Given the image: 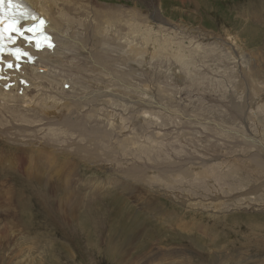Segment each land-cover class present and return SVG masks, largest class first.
<instances>
[{
	"label": "bare ground",
	"instance_id": "obj_1",
	"mask_svg": "<svg viewBox=\"0 0 264 264\" xmlns=\"http://www.w3.org/2000/svg\"><path fill=\"white\" fill-rule=\"evenodd\" d=\"M21 1L48 20L47 30L54 35L57 46L53 51L44 50L34 55L37 59L32 66L23 65L18 77L26 79L29 86L16 80L8 91L0 86V177L10 173L14 175L19 170L27 174L29 181L48 191L45 195L50 196L52 200L49 203L56 208L48 204L47 214L54 216L62 229L72 224L76 227L81 210L89 209L98 200V195L114 188L134 197L142 206L138 210L149 216L155 215L164 223L176 218L172 221H177L178 229L190 233H207V224L204 225L207 217L200 216L204 221L193 219L187 222L182 217L178 220L177 212H170L159 202H152L156 193L146 190V187L153 190L166 185L165 189L168 187L175 192L180 191V187L185 189L187 199L183 200L191 212L260 207L256 201L261 200L255 194L245 196L243 193L253 184L264 182V130L258 129L264 127V90L259 87L264 83L248 86L246 79L239 78L243 74L246 53L235 48L234 39L227 38L224 42V36L223 39L217 37L207 45L200 38L203 35L198 34L196 39L189 31L183 36L181 28L169 29L170 20L164 18L157 7L161 0H137L133 1L134 6L121 5L119 0L116 3L114 0ZM180 1L186 6L190 0H176ZM145 2L149 3L146 9L143 7ZM220 48L225 49L224 53H217ZM226 53L239 55L238 65L232 61L238 56L231 58L230 55L225 56ZM255 59L259 64V58ZM199 62H203L205 68L210 65L215 71L222 70L225 78L233 80L229 86L234 98L226 100L232 105L227 109L223 100L218 104L223 110L219 119L206 121L200 118L201 110L208 111L214 105L197 103L193 92L189 91V86L197 84L198 77L207 80L206 69L198 72L196 68H190L197 67ZM163 68H170L168 75ZM253 75L259 79V71L253 70ZM171 78L173 82H170ZM173 86H183L184 89L181 93L175 90L169 93ZM250 89L256 97L254 103ZM176 94L184 98L175 99ZM166 100L168 102L163 104ZM170 104L177 108L169 109ZM197 109L200 114H195ZM4 141L25 146L22 150L26 152L11 157L5 150ZM184 162L190 165L184 166ZM88 165H96L98 170L106 173V181L96 178L82 180L80 171ZM187 183L192 187L191 192L184 186ZM12 186L5 184L9 187L7 192ZM170 193L166 194L173 196ZM180 194H174L177 200L181 199L178 197ZM115 197L122 196L116 194ZM3 198V193H0V200L6 203L2 211L9 215H6L7 224L0 225V242L7 240L11 241L9 245L25 247L26 234L13 241L9 239L7 230L12 229H8L11 221H17L16 215L23 223L20 217L26 216L28 204L21 203L24 200L22 193L13 197L15 207ZM103 198V201H108ZM232 201L236 202L227 204ZM223 206H226L225 210H222ZM134 211L129 207L125 215L121 214L122 225L119 223L118 230L124 234L117 245L110 237L112 233H107L106 249L120 257L117 262L122 264V259L129 256L124 247L133 249L144 230L141 227L143 215H136ZM70 216L72 218L68 219ZM88 223L86 219L82 225ZM22 226L21 229L30 232L32 224L27 221ZM93 227L96 229V225ZM109 227L112 229L110 224ZM33 242L31 238L28 243ZM95 245L91 243V247ZM154 246L147 252H138L132 260H126L138 264L154 250ZM33 247L30 244L26 249ZM37 247L42 245L38 243ZM53 247L51 245L50 248ZM156 247L162 262L176 258L170 264H192V257H184L187 250L175 251L172 247L163 251L165 247ZM187 249L201 256L197 251ZM52 256L54 261L56 255Z\"/></svg>",
	"mask_w": 264,
	"mask_h": 264
},
{
	"label": "rangeland",
	"instance_id": "obj_2",
	"mask_svg": "<svg viewBox=\"0 0 264 264\" xmlns=\"http://www.w3.org/2000/svg\"><path fill=\"white\" fill-rule=\"evenodd\" d=\"M114 1L116 3V1L118 0ZM133 1L136 2L137 0H119V3L121 5L134 6ZM148 4V2H145V5L143 6L144 9L148 8ZM157 4L161 15L164 18L170 20L169 23H171V25L169 29L176 30L178 28H181L179 30H181L180 33H182L183 36H185V34L188 35L186 31H189V33H191L196 39L198 34L203 35L199 37L201 38V40L203 39L204 44L207 45H209L208 43L214 42V38L217 37L223 39L222 36H224V42L227 38H229L230 40L234 39L236 43L235 48L239 50V52L241 51L243 53H246V57L244 59L245 65L242 67L243 74L239 78H241L242 80L246 79L248 86L258 85L261 82L264 83V0H190L186 6H183L181 1L179 3L176 2V0H161V2L158 1ZM161 6H163L162 10ZM115 7H117V5ZM150 9H153L155 11L154 7H151ZM173 26L175 27V29ZM209 38L212 39L209 40L210 42H207V39ZM220 42L219 45L222 46ZM222 49L220 48L219 52L217 53L220 54L221 51L222 53H224L225 49ZM229 55L230 53L228 55L226 53L225 56ZM234 55L238 57H236V60L232 61L233 63L237 64V62L239 63V61H237L239 55H236V53H231L230 57L234 58ZM256 57L259 58V64H257V60L255 59ZM202 63L203 62L197 63V67L200 68H197L195 66H190V68H196V71L198 72H200L202 68L203 70L206 69L207 71L205 72L207 80L203 81L198 77V81H196L197 84L195 83V85L191 87L189 86V91L191 92V94L193 92V99L197 103H212L214 105V107H209L208 111L201 110V115L199 116L200 118L207 119L206 121H211L213 119H219L222 115L223 110L218 105L222 100L224 101H222V103L224 105L226 104L227 109L232 105L230 103H227V101L234 98L232 96L233 94L231 93L232 87L229 86V83L233 80L229 79V77L225 78L224 72L222 70L215 71L211 68L210 65L206 66L205 68L203 67L204 63ZM165 65H168V62H166ZM166 68H163V71L168 75V69L170 68ZM199 69L201 70L199 71ZM253 70L259 71V79L255 78V76L253 75ZM34 73L33 75L35 76ZM235 75L238 74L235 73ZM239 78L237 80H239ZM187 81L192 83V81ZM170 82H173L172 78ZM195 87L197 89H195ZM259 87L263 88L264 90V85ZM38 88H41V85H38ZM182 88L183 86L170 87L169 93L173 90L179 91L181 93ZM249 92H251V89ZM179 98H184V96L181 97L180 94H176L175 99ZM250 98L252 103H254L256 97L252 94V92ZM167 102L168 101L166 100L163 102V104H166ZM168 108L175 110L177 107L173 104H170ZM186 108L190 110V107H188V105H186ZM195 114H200V110L197 109L195 111ZM196 124L199 125L198 123ZM258 129L262 131L264 130V127H258ZM253 130L254 129H251L250 131ZM31 136L33 135L31 134ZM2 138L5 137L2 136ZM32 139L35 138L32 137ZM4 146L7 153H10V155H12L11 157H14L13 154H24L26 152V150H22V148L25 147L22 145L19 146L11 142L7 143L6 141H4ZM183 165L189 166L190 164L188 162H184ZM80 172L83 177L82 180L84 181L94 180L96 178L97 180L101 181L103 179L104 182L108 177L106 173L98 170V168H96V165L85 166L81 169ZM11 174L12 173L0 177V193H3V199L6 198V200H8L13 207H15L16 204L14 203V201H12L13 197L18 195L19 193H22L24 200L23 202L21 201V203L28 204V207L25 211L26 218L23 216H19L23 223H20L18 216L16 215L17 223H12L11 221V223L8 225V229L12 227V229L10 228L9 230H13V232L7 230V235L9 236L10 240L17 241L19 237H22L24 236L23 234H26V244H31L34 247L32 249H26L28 247V245L26 244L24 245L25 247H16L13 243H11L10 245L8 244V242L11 241L5 240L4 243L0 242V264H122L121 261L117 262L120 257L115 255L114 253L112 254V251L110 249L109 250L111 252L107 251L106 239L107 233L111 232L112 235L110 237L112 238L114 244L117 245L118 242L122 240V236L124 233L121 230H118L120 228V225H122L120 223L121 214L125 215L126 210H128L129 207L132 208L133 211L136 209V211H134L136 212V215H143V218L141 219V227H143L144 230L141 237L138 239V242L133 244V249L130 246L124 247L125 252L129 253V256L126 259L130 258L132 260L133 258H135L138 252H147L151 249L152 246L157 243L159 245H155L154 250L151 251L149 255L141 259L138 264H170L171 260H176V258H173L171 260H163L162 262L159 259V250L156 246L165 247V250L163 251L171 250L172 247L175 249V251L187 250L184 257H187L188 259L192 257L190 260L192 264H264V182L253 184L251 188L243 193L245 196L255 194L261 200L256 202L260 203V207L263 208L259 209L260 207H250L251 209L248 208V210L247 208H242L240 209L241 211L231 208L229 211H219L220 214L219 212L214 211H208L210 212L208 214V212L205 211L206 209H199V211L192 212L188 211L190 210L187 207L188 203L184 202V200L187 199L185 196L186 192L184 193L183 190L185 189H181V187L180 191H176L181 193L180 195H178V197L181 198L180 200H177V196L174 195L176 194V192L173 189L168 187H166L165 189L166 185H164V187H161L160 189L154 188L153 190L150 189L151 187L149 186L146 187V190L148 188V191L151 190L153 194L156 193L152 202L154 204L156 202H159L162 207L168 209L170 212H177L178 214H176V217H178V220L181 219L180 217H182V219L184 218V220L187 222H192L193 219H196L197 221H204V219L202 220L201 217H207L208 220H205L204 222V225L205 223L208 225H205L208 231L207 233H202L201 231H194L190 233L188 231L185 232L180 228L178 229L177 221H175L176 223L172 221L176 218L167 220L168 222L164 223L162 219L155 215L149 216L143 211L138 210L139 208L141 209L142 206L139 202L136 201L134 197H128L127 194L124 195V193L115 188L106 192L107 194L110 193L112 195H107L106 193H104V198L103 195H98V200L94 199L96 202L94 201L89 209L81 210V216H78L79 223H77L76 227L74 224H72L67 228L62 229V227L58 225L59 223L56 222L57 219L54 216L51 217L47 214V209L49 208L48 204H50L49 201L52 200H50V196L45 195L46 193L48 194V191H46L42 186H38V184H36L35 182L29 181L27 179V174L24 175L22 171L20 172L18 170L14 175ZM258 177L259 176L253 178L252 181L256 180ZM14 180H16V183H14ZM6 183H10L13 185L10 192H7L9 187H5ZM33 185L35 188L32 187ZM83 186L86 188L85 184H83ZM184 186L186 188L188 187L191 192L192 187H189L188 183ZM38 188L39 191L37 190ZM34 189L36 192L34 191ZM43 191L45 192L43 193ZM166 193H170V195L173 196H168ZM116 194H120L123 198L115 197ZM191 197H193V195H191ZM102 198L108 201H103ZM123 199H125L126 201ZM25 200H27V202L29 200V202L27 203ZM220 200L221 199H219L218 201ZM192 201L199 200L192 199ZM0 202L2 203H0V225L5 226L7 224L5 222L8 221V217L6 215L9 214H6L2 211V209L6 208V203L2 199L0 200ZM235 202L236 201L227 202V204H233ZM117 206L121 207L115 210ZM50 207L55 209L56 205L51 206L50 204ZM225 207L226 206H223L222 210H225ZM155 213L159 215L158 212ZM208 215L210 216V219L208 218ZM213 215H215V218L213 217ZM48 218L50 219L48 220ZM71 218L72 217L70 216L68 219ZM252 218L255 220H253ZM52 219L53 221H51ZM75 219L77 220L76 216ZM86 219L89 220L88 225H82V222ZM27 221L28 223L32 224V227L30 229L31 233L24 230V228H20L23 224H26ZM42 223H44L45 225H43ZM17 224L19 225L16 226ZM54 224L57 225L55 226ZM109 224L110 226H112V229L109 227ZM93 225H96V229L93 227ZM106 226H108V228ZM40 227L42 229H40ZM103 229H105V232H103ZM113 235L115 237V240L113 239ZM15 236L18 237L16 238ZM31 238L34 240L33 244L28 243ZM38 243H40L42 247H37ZM91 243H96V245L91 247ZM51 245H53L54 247H56L55 245H58V247H56V249H54L53 247L52 249L50 248ZM67 245L69 248L67 247ZM187 248L197 251L201 256L195 255ZM188 250L193 255L191 253H188ZM160 252H162V250H160ZM52 255H56L54 261H52L54 259ZM126 259H122V261L124 260L123 264H133L134 261H129ZM177 259H180V257H178Z\"/></svg>",
	"mask_w": 264,
	"mask_h": 264
},
{
	"label": "snow or ice",
	"instance_id": "obj_3",
	"mask_svg": "<svg viewBox=\"0 0 264 264\" xmlns=\"http://www.w3.org/2000/svg\"><path fill=\"white\" fill-rule=\"evenodd\" d=\"M5 3H7L8 8H14L16 10H18V14L17 11H13L11 13L10 16H8L7 22L5 21V19L3 17H0V25H3V27H0V38H3V35L5 32L8 33H16L18 36H20L23 40L31 43V41L33 40V38L35 37L37 39V47H40V43H39V37L36 36L35 34V26L34 28H28V29H21L19 27H17V25L20 22V19H31V20H37L38 18L36 16L31 15V13H28L26 11H22L21 9V5L20 4H13V0H0V8H2ZM45 22L43 20L39 21L40 25H43ZM32 32L33 36H29L26 35V33ZM41 36H43V39L45 41H47V47L51 48L54 45L51 43V38L44 35L43 33L40 34ZM9 40L13 39V37L11 35H9ZM17 51H19V49H17ZM19 65H17L18 67ZM8 68H12L13 65L12 64H8L7 65Z\"/></svg>",
	"mask_w": 264,
	"mask_h": 264
}]
</instances>
